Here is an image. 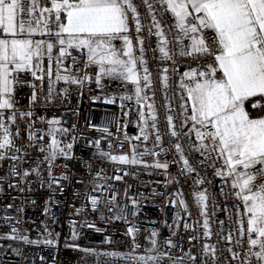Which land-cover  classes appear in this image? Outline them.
Listing matches in <instances>:
<instances>
[{"label": "snow or ice", "instance_id": "obj_1", "mask_svg": "<svg viewBox=\"0 0 264 264\" xmlns=\"http://www.w3.org/2000/svg\"><path fill=\"white\" fill-rule=\"evenodd\" d=\"M140 6L136 0H0V162L6 159L13 161L9 175H21L18 164L25 162L27 153L15 143L20 135L18 118L29 121L27 140L32 142L29 147L35 146L37 140L49 138L46 145H39V150L45 153L43 162L48 164L49 187L59 184V180L51 174L54 162L60 157L72 158L73 143H64L61 139L70 130L63 127L59 119L41 118V122L48 125L47 130L34 129L33 111L21 112L16 108L15 91L21 84V74L27 73L41 84L47 76L49 100L54 97L55 85L61 82L78 87H83L86 82H94L103 88L104 80L118 81L125 88L130 85V92L120 95L118 99L122 102L121 108L125 106L123 102H131L139 109V135L129 137L125 133L124 136V140L130 144L131 155H115L100 149V139L93 144L102 158L112 162L142 165L166 172L169 163L155 159L168 149L162 147L163 138L157 127V110L153 99L155 93L147 95L153 87L152 73L145 58V37L142 35L147 30L149 37H156L154 51L159 52V60L162 63L171 61L172 72L179 74L174 95L169 97V67L161 69L167 134L173 139L181 135L187 137L189 152L198 153L203 158L200 164L207 162V166L214 169V175L230 183L233 195L243 205V212L240 205L236 206L235 231L222 236V239L239 249H227L232 259L240 264H264V0H142V6L147 9L150 19L148 24L141 20ZM166 14L171 17L170 24L163 22ZM132 25L135 46L130 34ZM74 52L79 55H74ZM176 57L196 61V66L190 65L186 71L179 73L174 59ZM45 59L48 61L47 69L44 66ZM69 59L71 64L66 66ZM53 63L56 66L55 77ZM77 65L81 67L73 71ZM90 68L95 69L94 74H89L87 69ZM28 86L33 88L29 101L32 105L36 102L37 85L29 81ZM67 90L65 88L61 94ZM177 97L180 131L171 114L176 112L172 102ZM116 100L117 97L113 96L106 99L105 103H115ZM248 105L256 110L255 114L248 110ZM13 126H16L15 132ZM98 131L111 135L107 127ZM153 134L155 143L149 148L147 142ZM141 140L144 148L138 151L140 146L132 141ZM119 146H123L122 141ZM111 147L109 144V149ZM172 147L182 162L181 174L194 173L196 169L185 156L184 146L177 142ZM156 148L160 151H156ZM145 156L154 159L149 163L143 159ZM32 174L40 177L38 166L25 169L22 176L27 178ZM96 175L101 176L100 173ZM65 178L61 176L59 179ZM3 179L0 177V180ZM115 179L120 180L122 177L116 176ZM204 182L203 179L194 181L197 185ZM175 195L177 199L172 201V206L176 207L178 201L180 208L187 213L188 206L183 194L177 192ZM193 195L200 215L204 217V236L210 238L207 190L194 192ZM115 199L113 195L106 207L112 205L109 211L118 208L119 212L114 218L126 220L125 208L116 205ZM90 203L92 210L96 211L98 199L90 197ZM132 203L137 207L135 200ZM3 219L11 221L13 217L5 216ZM176 219H180L179 211ZM88 226L94 227L91 224ZM189 227L185 224L186 229ZM137 231L135 226L128 228L134 242L133 252L140 247L135 243ZM50 236L51 232H48ZM157 236L158 233L153 230L149 237L151 247L145 249L146 254L129 253L119 258L125 259L127 264H183L182 257L168 256L165 261V254L159 251L155 239ZM48 237L30 240L13 225L11 233L0 236V239L54 246L56 241ZM76 238L77 233L74 231L72 239ZM167 246L175 247L170 240ZM216 252L215 245L205 244L201 264H207L204 257L209 255L213 264H216L219 259ZM106 255L118 256L116 253ZM185 255L195 264V256L190 252Z\"/></svg>", "mask_w": 264, "mask_h": 264}, {"label": "built area", "instance_id": "obj_2", "mask_svg": "<svg viewBox=\"0 0 264 264\" xmlns=\"http://www.w3.org/2000/svg\"><path fill=\"white\" fill-rule=\"evenodd\" d=\"M141 5L139 11L143 23H150L147 17V9L142 6V0H136ZM159 16V13L157 14ZM165 24H170L171 18L166 14L163 17ZM130 34L133 36V44L136 45L134 25L131 26ZM167 31V28H165ZM142 35L145 37V58L152 73L153 87L147 92L155 101L160 134L163 138L162 147L168 149L159 157L160 161H167V171L163 169L145 168L142 165H124L102 158L93 142L100 139V149L111 151L112 154H129L130 144L124 140L125 133L129 136L139 135L138 107L131 102H123L118 99L120 95L130 92L131 86L123 87L118 81L104 80L103 88L94 82H86L83 87L76 85H55L54 97L48 99V78L45 76L43 83L33 80L30 74H21V84L15 91L16 108L21 112L32 110L34 115V129L47 130L48 125L41 122L52 118L59 119L61 125L68 128L70 142L73 143L71 150L72 158H58L53 165L52 176L59 180V184L48 186V164L44 161L45 153L39 150L40 144H47V137L43 141L37 140L35 146L29 147L32 142L27 140V120L17 119L20 135L15 139L16 146L26 152L25 162L18 164L20 176H10L9 169L13 164L11 160L0 162V236L11 233L14 225L20 230L21 235H26L30 240H38L48 237L56 241L54 246L46 244H25L22 240L0 239V264H127L125 259L119 257L131 253L133 255H144L145 249L151 247L149 237L153 230L158 233L155 239L158 248L168 256L183 258V264H192L185 255L191 253L195 256V264H201L203 248L205 244L215 245L216 255L219 259L216 264H240L233 260L227 249L233 251L239 249L234 244H229L222 236H227L230 231H235V220L237 218V205L243 212V205L233 195L230 183H225L220 177L214 175V169L199 161L203 158L188 150V139L181 135L173 139L167 134L168 126L165 110V92L160 83L161 69L169 67L170 88L167 90L169 97L174 95L179 74L172 72V62L162 63L159 60V52L156 48V37L148 36L147 30ZM171 38V37H170ZM56 54L54 49L53 55ZM79 55L78 53H73ZM139 55V52H136ZM176 59V67L179 73L187 70L188 66L195 67L196 61L188 58ZM71 60L66 61V66ZM48 61L44 60L45 69ZM82 65V62H81ZM77 65L76 68L81 67ZM55 63H53V77H55ZM89 74H94L95 69H87ZM64 73H62L63 75ZM83 75V73H80ZM31 81L37 85L36 102L30 105V97L33 88L28 86ZM67 88V92L63 90ZM117 97L115 103H105L110 97ZM151 102V101H149ZM176 112L174 123L180 131L179 98L173 102ZM147 112V108L144 109ZM73 125L75 126L73 128ZM107 127L111 135L98 131ZM16 126H13L15 132ZM187 131V129H184ZM38 135L40 133H37ZM73 137L75 140L73 141ZM101 137H105L101 139ZM195 141V137H192ZM123 142L120 147L119 143ZM171 141V143H170ZM184 146V154L190 164L196 169L192 174L182 175V162L176 154L174 143ZM139 145L138 151L144 148V142L132 141ZM155 143V135H151L147 147L152 148ZM109 144L112 145L109 149ZM160 151L159 148L155 149ZM143 159L151 163L152 156ZM175 161V162H174ZM39 162V163H38ZM40 169V177L35 174L24 178L22 173L25 169L35 167ZM127 172V175H125ZM97 173L101 176L97 177ZM61 176L65 179H59ZM116 176L122 179H115ZM197 179H203L202 185L194 183ZM170 180L176 182L170 183ZM43 181V182H42ZM102 185L103 187H97ZM207 190V212L211 237H205V229L202 227L204 217L200 215V208L196 205L193 193ZM181 192L188 206V212L177 206H172L176 200V193ZM115 195V203L125 208L126 220L115 219L119 209L109 211L112 205L106 204ZM90 197L98 199L97 210L93 211ZM133 200L137 207L133 206ZM8 205H11L9 208ZM47 210V212H46ZM179 211L180 219H176ZM136 212L138 214L134 215ZM190 213V215H189ZM13 217L11 221H5L3 217ZM19 221V223L17 222ZM223 222V223H221ZM94 225L89 227L88 225ZM185 224L190 225L185 228ZM45 226L47 231H45ZM135 226L138 231L135 234V243L140 247L133 252V239L128 233V228ZM77 238L72 239L73 232ZM235 239V237H234ZM171 241L175 247L169 248L167 242ZM246 243V242H245ZM89 250V251H82ZM116 253L118 256L106 255ZM207 264H213L209 255L204 257ZM170 264V262H169Z\"/></svg>", "mask_w": 264, "mask_h": 264}, {"label": "rangeland", "instance_id": "obj_3", "mask_svg": "<svg viewBox=\"0 0 264 264\" xmlns=\"http://www.w3.org/2000/svg\"><path fill=\"white\" fill-rule=\"evenodd\" d=\"M64 127V126H63ZM62 139V141L64 142V143H68V142H70V137H69V135H67V136H64V138H61ZM49 142V138L47 137V143Z\"/></svg>", "mask_w": 264, "mask_h": 264}, {"label": "crops", "instance_id": "obj_4", "mask_svg": "<svg viewBox=\"0 0 264 264\" xmlns=\"http://www.w3.org/2000/svg\"><path fill=\"white\" fill-rule=\"evenodd\" d=\"M169 16V15H168ZM170 17V16H169ZM171 18V17H170ZM41 37H36V39H40ZM250 106V105H249ZM251 106H250V108L248 107V110L251 112ZM253 110H255V109H253Z\"/></svg>", "mask_w": 264, "mask_h": 264}, {"label": "trees", "instance_id": "obj_5", "mask_svg": "<svg viewBox=\"0 0 264 264\" xmlns=\"http://www.w3.org/2000/svg\"><path fill=\"white\" fill-rule=\"evenodd\" d=\"M248 107L250 108L249 105H248ZM251 112H252L253 114H255L256 110L251 109ZM61 138H64V137H61Z\"/></svg>", "mask_w": 264, "mask_h": 264}]
</instances>
